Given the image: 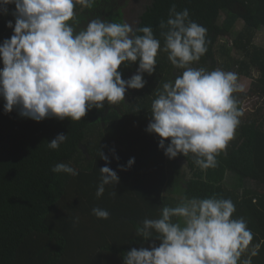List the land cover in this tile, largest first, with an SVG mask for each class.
I'll use <instances>...</instances> for the list:
<instances>
[{
  "label": "trees",
  "instance_id": "1",
  "mask_svg": "<svg viewBox=\"0 0 264 264\" xmlns=\"http://www.w3.org/2000/svg\"><path fill=\"white\" fill-rule=\"evenodd\" d=\"M173 4L177 11L187 8L190 18L207 29L208 51L194 66L213 70L222 65L247 77L257 71L250 92L264 100V47L255 43L264 27V0H150L138 28L151 26L161 47L159 23L167 20ZM118 6L110 0H96L90 9L76 4L77 31L96 17L125 23ZM7 7V14L0 12V44L14 34L7 23H15V5ZM239 19L244 26L232 45L221 46L225 61L220 63L216 45L231 34ZM233 49L243 56L233 58ZM156 61V71L144 73L143 89L129 88L124 101L105 102L103 109L89 110L81 121L52 117L37 122L22 117L18 109L6 113L0 97V264H124L123 256L132 248L161 243L136 236L141 221L159 218L164 205L175 206L184 196L231 199L236 208L233 218L247 221L255 244L263 249L259 252L264 253V105L252 117L243 112L233 139L217 156V167L202 171L192 163L191 154L169 159L159 148L161 138L146 128L157 88L181 70L174 69L163 51ZM138 66V61L122 64V79L137 74ZM238 106L242 109L240 101ZM60 133L68 136L67 141L57 150L49 149L48 142ZM100 151L110 164L100 158ZM133 157L135 164L121 170ZM180 157L187 161V171ZM60 162L70 164L78 175L53 173L51 168ZM104 166L120 179L106 185L97 198L99 169ZM177 187L180 197L175 194ZM94 207L107 209L110 217L96 218Z\"/></svg>",
  "mask_w": 264,
  "mask_h": 264
},
{
  "label": "clouds",
  "instance_id": "2",
  "mask_svg": "<svg viewBox=\"0 0 264 264\" xmlns=\"http://www.w3.org/2000/svg\"><path fill=\"white\" fill-rule=\"evenodd\" d=\"M95 2L0 0L4 14L8 5H15V23H7L14 34L0 44V97L5 100V112L18 109L22 117L37 122L52 117L81 121L89 110L103 109L105 102L117 105L124 101L129 88L143 89L144 73L156 71V57L163 51L181 74L157 88L146 131L158 134L159 148L169 159L191 154L192 163L200 170L217 167V156L233 139L243 115L234 96L243 88L234 72L194 66L208 51L207 29L190 18L187 8L177 11L173 4L167 20L159 23L163 47L151 26L133 29L128 23L96 17L77 31L76 4L90 9ZM137 61V74L122 79L120 66ZM67 138L58 134L48 142V148L59 149ZM100 158L111 163L103 151ZM134 164L133 157L120 168L127 170ZM51 171L78 175L64 162ZM99 171L97 198L103 196L106 185L118 184L120 179L109 166ZM235 211L231 199L216 195L184 196L175 206L164 205L159 218H144L136 228L137 237L159 239V246L132 248L123 262L253 264L261 245L252 244L247 221L233 218ZM91 212L98 219L110 217V212L100 207Z\"/></svg>",
  "mask_w": 264,
  "mask_h": 264
},
{
  "label": "rangeland",
  "instance_id": "3",
  "mask_svg": "<svg viewBox=\"0 0 264 264\" xmlns=\"http://www.w3.org/2000/svg\"><path fill=\"white\" fill-rule=\"evenodd\" d=\"M148 1L150 0H110V2L113 3V6L119 5L122 8L125 23L131 25L133 29L137 28L139 22L141 21L140 16L145 11L146 5L144 6L143 3L148 4L149 3ZM101 16L102 18H106V15L104 14ZM224 19H225V14L223 13L221 22H223ZM243 26H244V21L242 19H239L235 23L231 34L226 37H221L219 39L216 45V50L220 63H223L225 61V58L220 53L221 46L227 45L229 47L230 45H232V40L234 39L236 34L243 28ZM255 43L259 46L264 47V27L258 32L255 39ZM232 55L233 58L236 59H240L243 56V54L236 49H233ZM220 66L222 67V65ZM221 67L218 68L224 71H230ZM258 75L259 74L257 71H254L252 77H247L245 75L237 74L238 83L242 86L243 91L234 93V96L237 98L238 101L242 103V110L246 115V117L248 116L252 117L253 116L252 114L258 113V110L264 105V100L263 98L261 99L260 94L250 92L252 83ZM179 162L182 165V167L187 166V161L183 157L182 158L180 157ZM170 190L171 189L169 188L168 190H166V193L169 195L171 194ZM178 190L179 188L177 187V189L175 190V194L180 197V195L177 193Z\"/></svg>",
  "mask_w": 264,
  "mask_h": 264
},
{
  "label": "crops",
  "instance_id": "4",
  "mask_svg": "<svg viewBox=\"0 0 264 264\" xmlns=\"http://www.w3.org/2000/svg\"><path fill=\"white\" fill-rule=\"evenodd\" d=\"M138 25H139V24H138ZM135 29H136V28H135ZM263 190H264V189H263ZM241 191H244V189L241 188ZM255 240H256V237L253 235V241H252V244H253V245H255ZM259 251L263 252V249H261V246H260ZM252 260H253V264H264V253L261 254V253L259 252V254H258L257 256H255V257L252 258Z\"/></svg>",
  "mask_w": 264,
  "mask_h": 264
},
{
  "label": "flooded vegetation",
  "instance_id": "5",
  "mask_svg": "<svg viewBox=\"0 0 264 264\" xmlns=\"http://www.w3.org/2000/svg\"><path fill=\"white\" fill-rule=\"evenodd\" d=\"M148 2H149V1H148ZM143 5H144V6H145V5L147 6V4H146V3H143ZM145 9H146V8H145Z\"/></svg>",
  "mask_w": 264,
  "mask_h": 264
},
{
  "label": "water",
  "instance_id": "6",
  "mask_svg": "<svg viewBox=\"0 0 264 264\" xmlns=\"http://www.w3.org/2000/svg\"><path fill=\"white\" fill-rule=\"evenodd\" d=\"M137 28H138V26H137Z\"/></svg>",
  "mask_w": 264,
  "mask_h": 264
}]
</instances>
